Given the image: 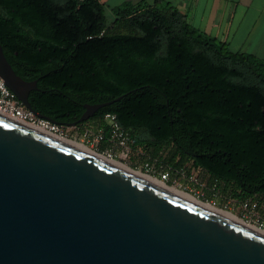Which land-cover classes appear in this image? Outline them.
<instances>
[{
	"label": "trees",
	"instance_id": "1",
	"mask_svg": "<svg viewBox=\"0 0 264 264\" xmlns=\"http://www.w3.org/2000/svg\"><path fill=\"white\" fill-rule=\"evenodd\" d=\"M99 0H0V45L13 71L36 81L34 113L71 127L85 105L106 114L130 149L157 165L194 168L207 186L264 217V61L195 29L165 0L112 8Z\"/></svg>",
	"mask_w": 264,
	"mask_h": 264
},
{
	"label": "water",
	"instance_id": "2",
	"mask_svg": "<svg viewBox=\"0 0 264 264\" xmlns=\"http://www.w3.org/2000/svg\"><path fill=\"white\" fill-rule=\"evenodd\" d=\"M0 77L34 112L1 45ZM0 264H264V239L0 114Z\"/></svg>",
	"mask_w": 264,
	"mask_h": 264
},
{
	"label": "crops",
	"instance_id": "3",
	"mask_svg": "<svg viewBox=\"0 0 264 264\" xmlns=\"http://www.w3.org/2000/svg\"><path fill=\"white\" fill-rule=\"evenodd\" d=\"M106 8L155 0H99ZM197 30L264 61V0H165Z\"/></svg>",
	"mask_w": 264,
	"mask_h": 264
},
{
	"label": "rangeland",
	"instance_id": "4",
	"mask_svg": "<svg viewBox=\"0 0 264 264\" xmlns=\"http://www.w3.org/2000/svg\"><path fill=\"white\" fill-rule=\"evenodd\" d=\"M106 15L107 21L110 22L113 19L112 10L106 8ZM92 126L93 124H86L83 127L78 128H72L71 126L68 129V139L81 142L90 147L93 151L106 156L107 152L100 151L99 149L101 142L98 145H95V142L93 143L92 141L94 132V128ZM86 129L89 130L87 131V134H85ZM115 152L116 157H113V160L115 159L136 170H141L147 174L155 176L165 181L168 185L177 186L179 189L181 188L182 190L188 191L202 201L211 203L216 207L229 210L243 220L258 226L261 224L260 227L264 228V217L258 210V207H256V209L246 211L241 205V202H237L231 197H225L224 195L219 194L218 191L210 189L206 183L207 177L203 172L194 168H164L161 165H157V159L155 161L144 155L142 150L133 152L130 149L127 154H121L118 150ZM163 174H166L164 179L162 178Z\"/></svg>",
	"mask_w": 264,
	"mask_h": 264
},
{
	"label": "built area",
	"instance_id": "5",
	"mask_svg": "<svg viewBox=\"0 0 264 264\" xmlns=\"http://www.w3.org/2000/svg\"><path fill=\"white\" fill-rule=\"evenodd\" d=\"M0 114L10 118L16 122H19L23 125H26L30 128L36 129L42 133L50 135L56 139H68V129L62 125H58L44 117H40L33 111L27 109L20 100L16 97V95L7 87L4 80L0 77ZM104 122L110 128V135L107 139V147L104 150L107 152L106 156L108 158L113 159L116 157V152L119 151L121 154L129 153L130 147V135L129 133L123 129L115 115L106 114L104 116ZM76 126H72L75 128ZM78 128V127H76ZM94 128V127H93ZM88 129H86L85 134H87ZM104 139V133L101 128H94L93 132V143L98 145ZM103 151V152H104ZM156 161V160H155ZM168 174V173H167ZM166 174L162 175L164 179ZM241 205L244 210L250 211L256 209L257 203L250 202L249 200L241 201ZM261 225V224H260ZM259 225V226H260Z\"/></svg>",
	"mask_w": 264,
	"mask_h": 264
},
{
	"label": "bare ground",
	"instance_id": "6",
	"mask_svg": "<svg viewBox=\"0 0 264 264\" xmlns=\"http://www.w3.org/2000/svg\"><path fill=\"white\" fill-rule=\"evenodd\" d=\"M36 130V129H34ZM37 131V130H36ZM60 142L64 143L65 145L80 151L81 153H84L88 156H91L95 159H98L104 163L109 164L113 168L122 171L132 177L137 178L140 181H143L156 189H159L161 191H164L184 202H187L193 206H198L199 208L218 216L219 218H222L226 222L232 223L234 225L240 226L246 230L252 231V233L257 234L261 238L264 239V228L260 227L258 225H255L251 222H247L243 220L242 218L238 217L236 214L232 213L229 210L216 207L212 205L211 203L205 202L200 200L198 197L194 196L193 194L189 193L188 191L182 190L181 188L177 186L168 185L165 181L152 176L150 174H147L141 170H136L120 161L113 160L108 158L107 156L100 154L99 152L93 151L90 147L87 145L72 140V139H58Z\"/></svg>",
	"mask_w": 264,
	"mask_h": 264
}]
</instances>
